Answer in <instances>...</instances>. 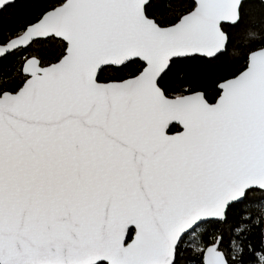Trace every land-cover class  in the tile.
<instances>
[{
  "label": "snow or ice",
  "instance_id": "snow-or-ice-1",
  "mask_svg": "<svg viewBox=\"0 0 264 264\" xmlns=\"http://www.w3.org/2000/svg\"><path fill=\"white\" fill-rule=\"evenodd\" d=\"M19 7L0 264H264V41L229 55L264 0Z\"/></svg>",
  "mask_w": 264,
  "mask_h": 264
},
{
  "label": "trees",
  "instance_id": "trees-1",
  "mask_svg": "<svg viewBox=\"0 0 264 264\" xmlns=\"http://www.w3.org/2000/svg\"><path fill=\"white\" fill-rule=\"evenodd\" d=\"M17 5L0 13V32L14 28L23 20L24 13L19 7V0H17ZM261 41H264V21L253 20L243 27L239 41L229 48V55L238 58L247 46Z\"/></svg>",
  "mask_w": 264,
  "mask_h": 264
}]
</instances>
